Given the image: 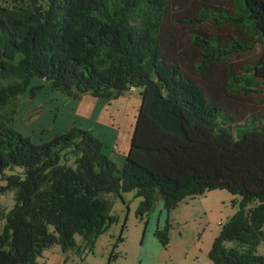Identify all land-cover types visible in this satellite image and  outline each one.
I'll use <instances>...</instances> for the list:
<instances>
[{
  "label": "trees",
  "instance_id": "16d2710c",
  "mask_svg": "<svg viewBox=\"0 0 264 264\" xmlns=\"http://www.w3.org/2000/svg\"><path fill=\"white\" fill-rule=\"evenodd\" d=\"M33 79L42 84L31 97L44 83L106 103L138 90L121 169L91 129L38 143L14 128ZM260 162L264 0H0V199L14 193L13 206L0 207V264H39L54 245L89 264L83 254L117 221L111 196L129 191L139 220L162 199L155 237L167 248L169 213L212 190L239 197L219 223L212 264H264V189L234 180Z\"/></svg>",
  "mask_w": 264,
  "mask_h": 264
},
{
  "label": "rangeland",
  "instance_id": "374dc122",
  "mask_svg": "<svg viewBox=\"0 0 264 264\" xmlns=\"http://www.w3.org/2000/svg\"><path fill=\"white\" fill-rule=\"evenodd\" d=\"M38 84L42 82L33 79L29 88L18 97L13 126L23 135L29 136L33 142L39 143L50 139L55 134V127L52 124L54 113H57L59 122L61 120L66 123L68 129L71 128L70 122L77 120L76 117L82 118L83 115L78 113V104L82 98L73 99V101L66 94L52 89L46 83L31 97L29 89ZM139 98L138 90H132L117 100L105 102L110 115L116 116L117 120L113 121V117H109L117 129V140L113 148L107 145V150H110L108 156L120 169L125 162L130 145L132 132L130 123L135 118ZM95 107L101 110L100 106ZM101 114L102 118L103 113ZM67 118H71L70 122ZM234 180L235 183L244 184L249 189H264V162L242 165L236 170ZM13 194V191H9L1 197L2 209H10L13 206ZM237 199H239L237 195L226 190H212L202 196L185 199L169 213V244L167 248H163L155 237L156 229L164 227L166 220L162 199L158 197L148 216L139 220L136 218L135 210L140 198L135 196L134 191L124 192L120 196H111L112 213L117 217V221L98 237L93 251H86L83 255L86 256L89 264H108L112 245L124 224L122 234L124 240L115 248L117 257L111 264H133L134 253L139 249L142 263L138 261L137 264H153L156 258L159 264H212L208 254L213 239L221 229L219 223L225 222L236 212ZM1 226L0 222V229ZM80 240V237L76 236L77 243H80ZM231 244L227 243L228 246ZM62 253L60 246L54 245L44 250L42 257H38L37 261L39 264L41 262L57 264ZM257 253L264 256V241L257 247ZM64 262L70 264L67 259Z\"/></svg>",
  "mask_w": 264,
  "mask_h": 264
},
{
  "label": "crops",
  "instance_id": "0c3cea01",
  "mask_svg": "<svg viewBox=\"0 0 264 264\" xmlns=\"http://www.w3.org/2000/svg\"><path fill=\"white\" fill-rule=\"evenodd\" d=\"M89 97V98H86ZM82 99L80 100V104H78V113L83 115L82 118L76 117L77 120L70 122L71 118H67L70 122L71 126H78L85 129H91L94 134L101 137L109 147L114 146L117 140V129L115 128L114 123H112L109 117H113V121L116 120V116L113 114L110 115L108 106L105 102L101 101L100 99L93 98L92 96L85 94L82 95ZM71 99V98H69ZM73 100V99H71ZM99 100V103H98ZM74 101V100H73ZM112 102V101H111ZM101 107V110H98L95 106ZM101 113H103V117L101 118ZM52 124L55 127V133L66 131L68 128L66 127V123L64 121H58L57 113H54L52 116ZM117 121V120H116ZM60 123V124H58ZM120 130V129H119ZM54 131V130H53ZM57 131V132H56ZM81 242V241H80ZM159 254L161 255V250H159ZM65 259L69 261L70 264H76L78 258L76 255L69 254V253H62L60 259L56 262L57 264H65ZM86 260V256H84ZM138 261H141L140 258V249L134 253L133 256V264H137ZM46 264H55L54 262H49ZM153 264H159L158 259L156 258Z\"/></svg>",
  "mask_w": 264,
  "mask_h": 264
}]
</instances>
